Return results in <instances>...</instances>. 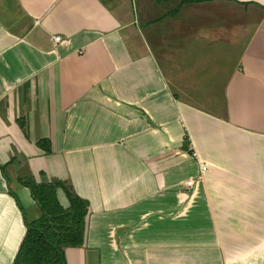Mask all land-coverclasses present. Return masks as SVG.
I'll return each instance as SVG.
<instances>
[{"label": "crops", "instance_id": "0c3cea01", "mask_svg": "<svg viewBox=\"0 0 264 264\" xmlns=\"http://www.w3.org/2000/svg\"><path fill=\"white\" fill-rule=\"evenodd\" d=\"M28 179L88 202L66 264H264V0H0V264Z\"/></svg>", "mask_w": 264, "mask_h": 264}, {"label": "trees", "instance_id": "16d2710c", "mask_svg": "<svg viewBox=\"0 0 264 264\" xmlns=\"http://www.w3.org/2000/svg\"><path fill=\"white\" fill-rule=\"evenodd\" d=\"M157 2L167 0H155ZM180 4L210 0H178ZM22 183L28 187L39 215L25 221L26 231L14 257V264H66L65 248L84 243L88 202L62 181ZM60 188L65 201L57 197Z\"/></svg>", "mask_w": 264, "mask_h": 264}, {"label": "built area", "instance_id": "2783aa9c", "mask_svg": "<svg viewBox=\"0 0 264 264\" xmlns=\"http://www.w3.org/2000/svg\"><path fill=\"white\" fill-rule=\"evenodd\" d=\"M54 41H59L60 37L58 35H53L52 36ZM206 169V164L204 162H200L199 161V170L203 171ZM195 184V180L194 179H188L184 182V186L186 187L187 190H192V188L194 187Z\"/></svg>", "mask_w": 264, "mask_h": 264}, {"label": "rangeland", "instance_id": "374dc122", "mask_svg": "<svg viewBox=\"0 0 264 264\" xmlns=\"http://www.w3.org/2000/svg\"><path fill=\"white\" fill-rule=\"evenodd\" d=\"M59 198H61V197L59 196Z\"/></svg>", "mask_w": 264, "mask_h": 264}]
</instances>
